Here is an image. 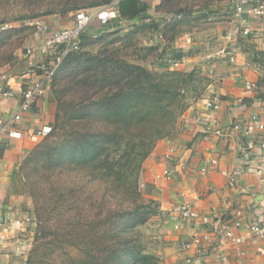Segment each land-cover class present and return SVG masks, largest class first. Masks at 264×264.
<instances>
[{
  "label": "trees",
  "instance_id": "1",
  "mask_svg": "<svg viewBox=\"0 0 264 264\" xmlns=\"http://www.w3.org/2000/svg\"><path fill=\"white\" fill-rule=\"evenodd\" d=\"M2 1L0 23L10 26L0 25V65L14 62V49L34 31L28 21L112 0H15L1 6ZM16 7L21 11H12ZM149 7L165 16L180 14L162 19L159 29L170 40L193 11L179 0H115L113 19L144 25ZM14 19L23 24L7 22ZM85 33L80 47L88 40ZM195 75L193 69L152 71L114 51L76 50L63 58L50 84L56 103L52 130L19 166L36 222L25 264H53L44 256L56 248L50 246L63 244L82 252L69 264H159L140 235L158 206L143 197L139 175L156 141L184 110L182 91L193 89Z\"/></svg>",
  "mask_w": 264,
  "mask_h": 264
},
{
  "label": "crops",
  "instance_id": "2",
  "mask_svg": "<svg viewBox=\"0 0 264 264\" xmlns=\"http://www.w3.org/2000/svg\"><path fill=\"white\" fill-rule=\"evenodd\" d=\"M155 1L148 0L150 3ZM257 1L259 0H251L252 3ZM233 3L234 0H193L192 8H197L194 13L207 16L209 19L216 16L215 21L210 23L215 27L199 30L196 25L190 26L178 31L177 35L180 41L177 45L184 46L182 48L184 50L201 48L199 44L202 40L198 38L208 40L209 43H203L207 48H211L207 55L215 57L214 60H219L223 62L222 64H225L224 60H228L231 63L228 66L229 69L234 71V73L231 71V77L225 80L228 82L225 91L230 97L224 99L216 94L219 100L218 109L207 108L203 100L201 106L184 114L182 120L185 128L182 133L188 135L190 144L185 149H175L174 145V150L169 157H166V152H162L159 165H156L160 168V164L162 166L163 163L168 162V165L165 164L163 168L172 172L170 180L153 179L154 183L164 181L174 185H172L174 192L167 201L169 208L183 200H188L199 215H207V222L202 225L201 218L195 222L181 221L177 219L175 213H170L172 227L177 220L180 223V230L174 231L175 234L169 242L176 251L171 254L173 258L180 259L182 264H185L184 257L193 256L194 253L186 254L180 248L181 243L190 240L198 232L204 231L209 234V242L205 246L208 248L206 252L210 255L203 257V260L207 259V262L202 261V264H237L235 260L237 247L244 251L243 264H264V235L247 236L242 228L232 226L234 234L245 236L244 242L238 245L220 235L223 222L231 224L235 216L241 218L243 223L257 218L260 214L264 216V208L259 203V199L264 198V150L257 146L251 148L250 161L247 162L243 158L241 149L249 140L255 141L258 136V129L252 122V118L258 116L264 121L259 110V100L264 101V18H251L249 20L252 27L250 36L241 37L238 26L230 21ZM95 12H92V15H95ZM147 13L150 19L156 21L160 19L151 7L147 9ZM38 20L47 23L51 29L72 24V18L61 21L44 16ZM117 22L113 19L105 24L110 26ZM105 24H101L97 18L93 17L85 35L94 34ZM217 42L220 43L219 46ZM41 44V35L34 31L28 33L23 47L15 53L14 65L0 67V88L6 85L12 90H19L20 87L41 77L45 66L50 61L49 56L42 53ZM240 45L250 46L249 51H240ZM27 49H31V52L26 53ZM246 53L251 56L247 57ZM231 57L233 61L230 60ZM2 76L6 78L2 79ZM246 81L255 82L257 89H246ZM259 81L263 83L262 87L259 86ZM50 84L51 81H44L43 95L29 110L23 112L22 119L17 123L19 128L29 130L43 124L52 125L56 103L53 100ZM18 100L19 97L16 99L3 97L0 92V116H10L16 110ZM235 123L239 127L226 134L216 132L219 128H226ZM40 140V138H30L26 135L20 139H11L7 136L1 138L0 217L6 219L7 225L0 226V264L25 262L33 240L36 222L31 199L24 187L19 166L24 155ZM167 145L173 144L167 142ZM210 158H216L217 163L211 166ZM171 163L176 165L173 166ZM203 166L207 167L204 175L200 173V168ZM240 166H242V173L237 177L235 186H228L227 176L223 172H230ZM173 168L180 172V178L173 174ZM257 169L260 171L255 172ZM184 182H186V188L181 187ZM238 213H240L239 216ZM199 227L201 230H198ZM211 253L215 254L214 257ZM223 256L226 262L221 260Z\"/></svg>",
  "mask_w": 264,
  "mask_h": 264
},
{
  "label": "rangeland",
  "instance_id": "3",
  "mask_svg": "<svg viewBox=\"0 0 264 264\" xmlns=\"http://www.w3.org/2000/svg\"><path fill=\"white\" fill-rule=\"evenodd\" d=\"M84 1L88 2L89 0ZM2 2L3 3L1 4V6H12L15 3V0H3ZM179 2L180 4L186 3L191 5L193 0H179ZM104 6L105 5L96 6L89 9H92L91 11L94 13L96 10L103 8ZM196 9V7L193 8V13L181 19L180 25L175 28L178 29L177 31L184 30L187 27L189 28L190 26L195 25L198 26L199 30H208L211 27H215V25L213 26L212 24H210L215 21V15V18L209 19L207 16L204 17L203 15H199L196 12L194 13ZM12 11L20 12L21 10L16 7L13 8ZM73 14V12H69L65 16L63 14H49L46 16H48V18H56V20L65 21L71 19ZM157 14L160 18L158 19V21L150 19L148 17L144 19V25L141 24L139 26H137L138 23L136 21L117 22L116 24H111L110 26H107L105 24V26L100 28L94 34L88 35V40L83 46L80 47L79 51H87L90 53L99 51H105L108 53L114 51L118 56H123L127 61L141 64L152 71L164 69L189 71L193 69L196 72V80L194 82L193 89H184L182 91L183 95H181V99L182 103L185 104L184 110L182 111V113H180V115H178L174 125L169 127V133L163 138L156 141L155 146L143 161L139 175V188L142 191L143 197L147 200H153L156 207L158 206L155 213L151 215L149 220L140 227V235L142 240H144L146 250L158 256L159 264H182L180 259L172 257L171 253H174L176 251L175 248H172V246L169 245L171 237L173 236V234H175V230H172L173 227L170 222L172 217L170 213L172 214L174 212V210L172 209L173 206L169 208L167 201L171 196V193L174 192V185L171 184V182H153V179H156L155 174L160 173L163 169V166H165V164L168 165V162L163 163L162 166L160 164V168H157L156 165H159L158 163L160 162L159 160L162 152H166L165 154H167L169 149L174 145L175 149H185L186 146L190 144L188 143L189 141L187 139L188 135L184 132L182 133V130H184L185 128L182 120V116L184 114L195 110L197 107L202 105L203 100L205 101L207 98H210L211 96H214L216 94H219L220 97L224 99H228V97H230L228 92L225 91L226 84L228 83L225 80L231 77L232 70L228 67L229 64L231 65L228 60H224L225 64H222L223 62L214 60L215 57L207 55L211 51V48H207L203 43H209L208 40L198 38L199 40H202V42L199 44L202 46L201 48H189L184 50L182 49L184 46L180 47L179 45H177L180 42L177 38L178 33L174 35L173 39L171 40L165 38L159 28H161L163 26L162 24L165 23L164 21H162V19H165L166 21L167 17L163 13ZM220 20H222V18ZM7 22L12 23V26L17 27L23 24L21 20L16 19L7 20ZM153 22H159L161 25L159 24L157 29H147L148 25ZM4 23L5 22L0 23V25ZM157 33H160L162 35L164 42L152 40L153 36ZM17 37H19V35L13 36L12 41H16ZM219 44L217 42V46H219ZM23 45L24 40L21 46H18L14 49V62L2 64L0 65V67L3 65L13 66L16 62L15 53L18 49H21ZM249 47L250 46L240 45L239 49L240 51L247 52L250 49ZM245 55L247 57L251 56V54L249 55L248 53H246ZM175 60L181 61L178 66H174L172 64V62H174ZM232 73H234V71H232ZM261 83V81L258 82L260 87L263 86V83ZM167 142H171L173 145L168 146ZM171 164L173 166L176 165L175 163ZM174 168L173 174L176 177L180 178V172ZM25 172L27 173L26 169ZM186 182L182 184V188H186ZM29 197L31 199V204H33L32 197ZM50 247L56 248L51 250L52 252L46 254L44 257L45 260H50V262H52L53 264H69L72 258H78L82 255V252L79 250V248L75 246L63 244L60 246L56 245ZM43 251L44 247L41 248L40 254L43 253ZM24 263L25 262H23L22 264Z\"/></svg>",
  "mask_w": 264,
  "mask_h": 264
},
{
  "label": "built area",
  "instance_id": "4",
  "mask_svg": "<svg viewBox=\"0 0 264 264\" xmlns=\"http://www.w3.org/2000/svg\"><path fill=\"white\" fill-rule=\"evenodd\" d=\"M92 10V9H91ZM87 8L78 9L74 12L72 16L71 26L61 27L57 29H51L47 23L41 22L38 19H33L27 22L28 25L33 27L34 32L42 36L41 51L45 55L49 56L50 61L45 66L41 77L32 80L29 84L24 87H20L19 90H12L6 85L0 88L1 95L6 98L16 99L17 101L16 110L8 117L0 116V142L2 136H7L8 138L20 139L25 135L30 138H40L42 139L52 130L51 124H43L38 128L24 130L17 126V123L22 119L23 112L29 110L33 103L40 98L44 93V81H51L53 75L60 65L63 58L72 51L80 49V36L82 33L86 32L88 25L93 17L97 18L101 24L108 23L110 20L117 16V11L115 9V0L106 4L103 8L96 10L95 15H92V11ZM168 18H180V14H170L167 15ZM253 17L264 18V0H259L255 3H252L251 0H234L232 13L230 21L232 24L238 26V30L241 34V37L247 38L250 36L252 27L249 20ZM10 24H4L2 28L8 27ZM153 41L164 42L162 35L157 33L152 38ZM31 49H27L26 53H30ZM233 61V57L230 58ZM181 61H174L172 64L178 66ZM5 76H2V79H5ZM245 87L248 90L257 89V84L255 82L246 81ZM205 106L210 109L219 108V100L217 96H211L205 100ZM260 106V115L264 118V101L259 100ZM200 119V118H199ZM252 122L256 125L258 129V136L253 140H249L245 146L241 149L243 150V158L245 161H250V149L254 146L264 150V121L258 116L252 118ZM237 123L232 124L229 127L219 128L216 132L219 134H226V131L229 132L232 129L238 128ZM174 148L171 147L167 152L169 157ZM209 163L211 166L217 163L216 158H210ZM252 170V168H251ZM255 171V170H254ZM257 169L255 172H259ZM207 167L203 166L200 168L201 174H206ZM242 173V166L239 168H234L230 172H223L227 176V185L232 187L236 184L237 177ZM156 178H165L170 180L172 178V172L167 168H163L160 173L155 174ZM259 203L264 208V198L259 199ZM173 213L177 216L178 220L185 221H198L200 218L202 220V225L207 222V215H199V213L194 209L191 202L188 200H183L180 203H177L172 208ZM236 215V214H235ZM240 213H238V216ZM241 219V218H240ZM239 217H234L231 224L223 222L220 235L230 239L234 244L238 245L244 242L245 236L241 234H234L232 230L233 227L242 228L247 236H263L264 235V216L260 214L257 218L243 223ZM178 220L173 224V229L177 230L180 227ZM7 225L6 219L0 217V226ZM201 225V226H202ZM201 230V227L198 228ZM209 242V234L204 232H198L193 235V237L181 243L180 248L188 254L193 252L192 255H187L184 257L185 264H202L203 257L205 255H210L206 251L208 248L205 246ZM214 257V253H211ZM243 255L244 251L237 247L235 249V260L237 264H243ZM217 257V256H215ZM223 262H226L225 256L221 257ZM207 262V259L204 261ZM25 264V263H24Z\"/></svg>",
  "mask_w": 264,
  "mask_h": 264
}]
</instances>
